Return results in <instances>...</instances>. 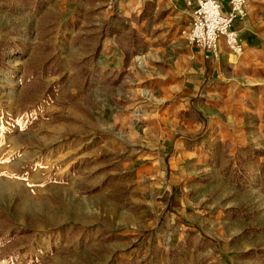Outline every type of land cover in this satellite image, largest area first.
Wrapping results in <instances>:
<instances>
[{"label":"rangeland","instance_id":"rangeland-1","mask_svg":"<svg viewBox=\"0 0 264 264\" xmlns=\"http://www.w3.org/2000/svg\"><path fill=\"white\" fill-rule=\"evenodd\" d=\"M110 2L0 9V39L19 42L0 67V215L29 232L20 243L29 260L15 264H264L263 157L239 179L222 152L172 163L173 140L153 128L136 93L145 75L123 72L137 54L121 73L100 61L113 35L122 47L118 28L90 57ZM52 57L62 94L48 100L60 76H46L23 100L22 66ZM83 61L94 71L86 89L76 73ZM26 107L38 117L29 126Z\"/></svg>","mask_w":264,"mask_h":264},{"label":"crops","instance_id":"crops-1","mask_svg":"<svg viewBox=\"0 0 264 264\" xmlns=\"http://www.w3.org/2000/svg\"><path fill=\"white\" fill-rule=\"evenodd\" d=\"M192 2L111 0V14L125 19L142 39L139 56L123 72L145 75V86L136 93L150 106L145 113L153 128L173 140L168 152L174 165L180 158L197 157L201 149L206 163L213 151L235 163L243 147L264 150V0H247L244 15L233 22L243 51L231 52L221 39L216 56H206L187 41ZM221 2L227 11V1ZM117 43L113 35L109 50L99 57L107 71L123 68Z\"/></svg>","mask_w":264,"mask_h":264},{"label":"trees","instance_id":"trees-1","mask_svg":"<svg viewBox=\"0 0 264 264\" xmlns=\"http://www.w3.org/2000/svg\"><path fill=\"white\" fill-rule=\"evenodd\" d=\"M40 0H0V9L14 10L17 6L21 7H37ZM119 30V41L122 45L121 49L124 54L123 65L127 66L128 61L134 57L140 49L142 43L141 37L138 33L131 29V26L125 19L119 17L116 13L110 16L108 23H105L101 29L99 35V41L94 46L91 59L97 57L100 48V42L106 36H111L114 30ZM19 42L12 40L9 35H4L0 39V67L5 65V61L2 59V53L5 49L15 50ZM90 61L81 62L77 68L76 73L80 78L84 89L89 87L94 78V71L90 68ZM22 82L26 86L25 95L23 100H30L32 95L41 90L40 83L46 76H60V83L54 84L47 88L45 94L48 100H51L53 96H59L62 94L65 76L62 74V68L60 63L55 57L47 59L40 63L37 61H30L24 64L21 68ZM116 83V82H114ZM21 121L25 122L26 126L34 124L38 119L34 115L33 109L30 107L21 109ZM259 157H263V160L259 163V170L264 178V152L254 149V147L246 146L240 149L238 155L234 160V177L239 179L245 172V167L252 162H255ZM264 190V183H263ZM29 232L27 230L18 229L10 225V221L7 217L0 215V264H15L21 260H29L28 256L23 257L24 250L20 247V243H24L23 236L27 237ZM185 245L188 247V240L181 244L178 243L176 248Z\"/></svg>","mask_w":264,"mask_h":264},{"label":"built area","instance_id":"built-area-1","mask_svg":"<svg viewBox=\"0 0 264 264\" xmlns=\"http://www.w3.org/2000/svg\"><path fill=\"white\" fill-rule=\"evenodd\" d=\"M228 10L224 11L221 0H193L191 23L186 31L191 46L203 51L206 56H216L220 40L227 48L240 54L242 42L233 29V22L245 13L246 0H226Z\"/></svg>","mask_w":264,"mask_h":264}]
</instances>
